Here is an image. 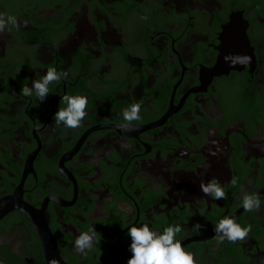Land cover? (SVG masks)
I'll list each match as a JSON object with an SVG mask.
<instances>
[{"label":"flooded vegetation","instance_id":"1","mask_svg":"<svg viewBox=\"0 0 264 264\" xmlns=\"http://www.w3.org/2000/svg\"><path fill=\"white\" fill-rule=\"evenodd\" d=\"M0 13L17 19L0 33V210L13 207L0 264H46L23 209L45 215L66 264H127L145 223L180 225L196 264H264V0H0ZM240 14L252 51L228 30ZM51 67L68 80L23 96ZM64 95L88 97L82 126L54 120ZM133 103L141 120L123 129ZM213 178L226 198L201 192ZM225 216L251 225L245 240L219 239Z\"/></svg>","mask_w":264,"mask_h":264},{"label":"clouds","instance_id":"2","mask_svg":"<svg viewBox=\"0 0 264 264\" xmlns=\"http://www.w3.org/2000/svg\"><path fill=\"white\" fill-rule=\"evenodd\" d=\"M15 25H17L15 16H6L0 13V33L6 29L10 30V26ZM68 78L69 71H58L55 67H51L46 74L35 79L31 87H23L21 93L25 97H35L39 102H44L50 94V85L53 82L66 81ZM61 102L66 107H61L55 114L56 123L63 124L70 129L82 126V122L88 116V97L86 95H64ZM122 116L125 123L121 127L126 129L133 122L141 120V104H131L129 108L123 110ZM122 147H126V145H122ZM213 154L215 155V153ZM231 183L234 185L235 179ZM200 190L205 196L216 200L226 198V185L222 186L218 178H213L207 183L201 182ZM242 206L248 213L260 212L262 210V198L258 193H246L242 198ZM201 227L202 225L197 223L191 230L193 233H197ZM251 230V225L242 226L230 216H225L214 227V231L221 241L227 239L230 242L245 240ZM181 231L180 225H170L163 232L150 228L147 223L131 227L127 235L131 238L130 251L132 256L127 264H196L194 252L186 250L182 246V241L177 238ZM95 235V228L81 232L75 239L76 251L84 253L86 249L91 250Z\"/></svg>","mask_w":264,"mask_h":264},{"label":"water","instance_id":"3","mask_svg":"<svg viewBox=\"0 0 264 264\" xmlns=\"http://www.w3.org/2000/svg\"><path fill=\"white\" fill-rule=\"evenodd\" d=\"M238 17L240 18L242 17V15L240 14L233 16V21L229 24L228 30L229 32H232L234 34L235 39L237 38V40L242 41L243 48H245L246 51H252L253 48H251L245 24L241 23V28L238 30L234 28V22L236 21V19H238ZM12 209L13 207H7L4 210H0V219ZM23 210L30 215L33 220L34 226L40 235V238L42 240L43 252L46 258V264H66L61 258L56 243L50 234V230L48 228V220L45 215H39L31 209Z\"/></svg>","mask_w":264,"mask_h":264}]
</instances>
